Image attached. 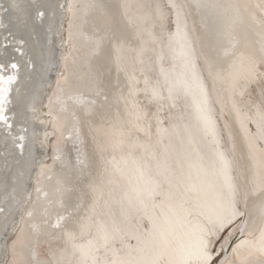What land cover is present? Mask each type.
Instances as JSON below:
<instances>
[{
	"label": "bare ground",
	"instance_id": "6f19581e",
	"mask_svg": "<svg viewBox=\"0 0 264 264\" xmlns=\"http://www.w3.org/2000/svg\"><path fill=\"white\" fill-rule=\"evenodd\" d=\"M0 64V264H264V0H0Z\"/></svg>",
	"mask_w": 264,
	"mask_h": 264
},
{
	"label": "snow or ice",
	"instance_id": "6c2138e0",
	"mask_svg": "<svg viewBox=\"0 0 264 264\" xmlns=\"http://www.w3.org/2000/svg\"><path fill=\"white\" fill-rule=\"evenodd\" d=\"M42 15V14H41ZM9 65L0 64V72H3L6 67ZM10 67L13 70H18V65L16 63H11ZM17 81V77L15 75L3 76L0 75V122H2L6 128L11 129L12 124L8 122V117L5 115L6 105L11 103L10 95H11V85L15 84ZM22 140L23 137L21 136ZM233 215H238V213L233 212ZM223 226V225H221ZM211 241H206L203 243V264H211V251L210 249ZM264 251V249H262Z\"/></svg>",
	"mask_w": 264,
	"mask_h": 264
},
{
	"label": "rangeland",
	"instance_id": "374dc122",
	"mask_svg": "<svg viewBox=\"0 0 264 264\" xmlns=\"http://www.w3.org/2000/svg\"><path fill=\"white\" fill-rule=\"evenodd\" d=\"M157 6L161 9V10H164V6H162L159 2L157 3ZM169 21V16L167 17V26L170 25V22L168 23ZM264 78L261 79V81L257 84H251L248 86L247 88V91H246V94H245V97H244V100L246 101L247 105L248 106H252L254 104H259L261 103V97L264 98ZM249 90V91H248ZM143 102V106H145L148 110L151 108L150 104L144 102L143 100H141V103ZM174 111H179V108L178 107H175ZM162 115L163 117L167 116L168 115V111L165 110L162 112ZM47 119V118H46ZM46 128H49V126L47 125ZM48 145H49V148L51 146V140L49 139L48 140ZM226 234V233H225ZM15 237V234H12L10 235L7 240H6V248L8 249V246H9V243L13 241ZM9 251V249L7 250Z\"/></svg>",
	"mask_w": 264,
	"mask_h": 264
}]
</instances>
